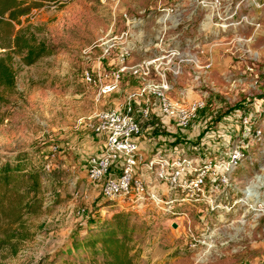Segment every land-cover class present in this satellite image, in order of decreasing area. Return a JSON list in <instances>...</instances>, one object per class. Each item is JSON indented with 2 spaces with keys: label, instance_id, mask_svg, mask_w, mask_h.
Returning <instances> with one entry per match:
<instances>
[{
  "label": "rangeland",
  "instance_id": "1",
  "mask_svg": "<svg viewBox=\"0 0 264 264\" xmlns=\"http://www.w3.org/2000/svg\"><path fill=\"white\" fill-rule=\"evenodd\" d=\"M236 1L66 0L13 23L53 52L30 65L12 54L13 88L0 99V157L33 152L30 161L45 165L41 210L24 217V238L16 253L0 249V264H52L90 221L117 211L130 215L137 264H264V12L240 6L251 24H229ZM6 33L0 27V55L10 52ZM142 61L150 62L144 79L129 70L111 74ZM85 72L115 87L101 93ZM145 83L178 104L200 103L189 126L162 124L153 94L130 96ZM144 103L146 118L153 115L198 164L241 151L214 204H182L167 215L150 204L105 200L87 179L85 161L100 143L94 113L130 105L142 123Z\"/></svg>",
  "mask_w": 264,
  "mask_h": 264
},
{
  "label": "built area",
  "instance_id": "2",
  "mask_svg": "<svg viewBox=\"0 0 264 264\" xmlns=\"http://www.w3.org/2000/svg\"><path fill=\"white\" fill-rule=\"evenodd\" d=\"M244 5L264 12V0H237L228 15L232 20L229 24H251L248 15L239 13V7ZM259 24L257 21L254 25ZM149 65V61L121 64L111 74L116 79L120 72L129 70L144 79ZM83 80L94 84L101 93L115 87L112 83L102 82L99 72L95 76L85 72ZM149 93L156 98L162 124L173 120L180 129L189 126L201 106L198 102L186 105L173 102L162 88L147 83L130 96L143 97ZM140 110L142 117L146 118L148 103H144ZM94 118L93 131L100 136L103 144L98 152L86 159L85 175L98 186L103 199H125L133 208L150 204L164 214L175 215V207L182 204H214L213 194L228 185L231 172L242 157L241 151L233 147L227 152L225 160H207L198 164L185 149L172 144L165 134L142 136L139 123L130 112V105L125 110L101 109L94 113ZM243 123L244 130L248 131L246 121L243 120ZM259 133V129L255 130V135ZM140 140L143 141V150L139 146Z\"/></svg>",
  "mask_w": 264,
  "mask_h": 264
},
{
  "label": "trees",
  "instance_id": "3",
  "mask_svg": "<svg viewBox=\"0 0 264 264\" xmlns=\"http://www.w3.org/2000/svg\"><path fill=\"white\" fill-rule=\"evenodd\" d=\"M64 1L0 0V27H6L8 38L4 48L10 50L0 55V99L13 88L12 54L22 64L30 65L53 52L52 47L36 41L27 29H14L13 23H18L20 16L31 8L44 4L55 6ZM139 128L145 137L164 134L153 115L143 119ZM33 154L21 151L0 157V249L7 248L12 253H16L24 238L19 230L24 217L39 213L42 206L40 184L45 165L44 161L38 165L32 163ZM132 230L130 215L125 211H117L108 219L90 221L84 233L73 236L68 245L55 251L52 264H137L138 251L132 244Z\"/></svg>",
  "mask_w": 264,
  "mask_h": 264
},
{
  "label": "crops",
  "instance_id": "4",
  "mask_svg": "<svg viewBox=\"0 0 264 264\" xmlns=\"http://www.w3.org/2000/svg\"><path fill=\"white\" fill-rule=\"evenodd\" d=\"M97 137L99 138V142H100V143L97 145V149L99 150V149H101L103 142H102L100 136H97ZM139 146H140L141 148H144V147H143V143H140Z\"/></svg>",
  "mask_w": 264,
  "mask_h": 264
},
{
  "label": "water",
  "instance_id": "5",
  "mask_svg": "<svg viewBox=\"0 0 264 264\" xmlns=\"http://www.w3.org/2000/svg\"><path fill=\"white\" fill-rule=\"evenodd\" d=\"M172 226L174 227V224Z\"/></svg>",
  "mask_w": 264,
  "mask_h": 264
}]
</instances>
